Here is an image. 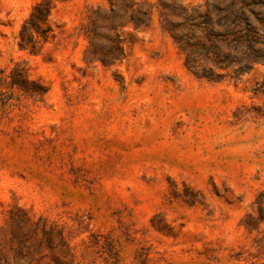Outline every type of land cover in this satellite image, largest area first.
<instances>
[{"label":"rangeland","instance_id":"374dc122","mask_svg":"<svg viewBox=\"0 0 264 264\" xmlns=\"http://www.w3.org/2000/svg\"><path fill=\"white\" fill-rule=\"evenodd\" d=\"M41 1L0 0L1 264H264L247 218L264 209V66L198 78L156 15L118 64H87L100 0H49L33 54L19 32Z\"/></svg>","mask_w":264,"mask_h":264},{"label":"trees","instance_id":"16d2710c","mask_svg":"<svg viewBox=\"0 0 264 264\" xmlns=\"http://www.w3.org/2000/svg\"><path fill=\"white\" fill-rule=\"evenodd\" d=\"M100 1L88 10L80 26L87 64H118L124 57L122 33L128 28H148L156 15L161 30L182 54L186 70L198 78L214 80L221 76L215 72L227 69L243 75L255 64L264 66V0H205L191 7L183 0ZM50 9L49 0L33 7L19 32L20 47L33 54L41 49L48 39ZM247 218L264 222L261 200L257 217Z\"/></svg>","mask_w":264,"mask_h":264}]
</instances>
